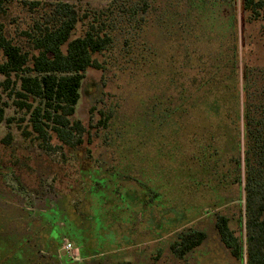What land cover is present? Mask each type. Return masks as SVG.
I'll list each match as a JSON object with an SVG mask.
<instances>
[{
	"label": "trees",
	"instance_id": "1",
	"mask_svg": "<svg viewBox=\"0 0 264 264\" xmlns=\"http://www.w3.org/2000/svg\"><path fill=\"white\" fill-rule=\"evenodd\" d=\"M225 2L112 0L108 9L80 14L74 4L63 0H0V123L5 121L6 94L29 115L32 130H23L26 136L34 134L50 148L76 149L86 132L82 121L75 118L86 73L90 68H105L98 56L113 48L126 25L137 32L151 25L160 31L172 26V36L200 43L207 40L206 27L210 25H218V38L225 27L230 34L234 21L221 26L219 18H209L214 15L212 7ZM20 5L44 13L13 34L11 25L17 22L14 8ZM242 8L252 19L264 20V0H242ZM80 22L87 26L83 35L75 37ZM239 49L237 35L231 48L220 56L212 45L203 55L188 48L184 65L192 68L198 56L199 73H188V78L174 65L171 82L145 106L136 129L123 132L129 126L123 123L122 129L109 134L114 114L93 106L91 113L98 110V123L112 140L110 156L99 160L100 165L82 161V188L75 197H61L57 209L43 213L47 231L44 245L35 248L36 254L2 264H29L31 260L32 264H86L74 261L65 250L60 253L65 239L87 260L133 245L132 234L138 229L141 239H162L186 219L183 195L200 191L209 195V202L189 206L207 213L236 200L220 194V189L234 184L244 185L241 234H236L229 217L221 213L216 214V228L235 259L264 264V67L244 63L241 82ZM53 135L61 142L59 147L52 145ZM0 141L10 144L11 137L1 138L0 130ZM219 166L229 168L224 172ZM196 172L208 178L193 184L184 181ZM157 215L162 219L159 223L155 222ZM58 220L68 224L66 231L56 226ZM206 238L204 230L181 231L171 242L172 252L184 259ZM32 241L25 240L28 245Z\"/></svg>",
	"mask_w": 264,
	"mask_h": 264
},
{
	"label": "rangeland",
	"instance_id": "2",
	"mask_svg": "<svg viewBox=\"0 0 264 264\" xmlns=\"http://www.w3.org/2000/svg\"><path fill=\"white\" fill-rule=\"evenodd\" d=\"M54 1L58 0H47L49 3ZM63 1L74 4L80 14L112 7V0ZM212 9L214 15L209 18H219L221 26L227 21H234V26L230 27V34H227L226 27V33L224 29H220L219 38L217 24L216 27L211 25L206 27L207 43L206 41L196 43L195 39L188 42L186 39L182 40L181 35L172 36L175 29L172 26L160 31L151 25L139 32L135 28L129 30L131 26L124 27L125 32L122 35L118 34L113 48L105 55L98 56L99 60L104 61L105 68L100 70L90 68L86 73L75 114V118L82 121L86 132L82 136L83 143L76 149L68 146L50 148L34 134L26 136L23 130H32L28 121L29 115L15 104L14 98H9L5 94L4 98L7 102L5 121L0 123V130L1 138L10 135L11 143L0 141V264L15 257L27 260L26 257L36 254L35 248L44 245L47 231L43 224V213L57 209L61 197L64 199L75 197L82 188L79 173L82 161L92 160L100 165L99 160L108 159L110 156L109 143H112V140L106 137L107 130L98 123L100 118L98 110L91 113L93 106L114 114L112 125L108 129L109 134L114 129H122L123 123L129 125L123 132H128V128L136 129L134 126L137 125V120L144 117L145 106L171 82L170 75L174 65L177 64L176 68L187 75L199 73V63L196 62L198 56L194 57L195 64L192 68L189 64L184 65L188 48L191 47L192 50L203 55L205 49L212 45V50L214 49L215 52L218 48L217 55H219L221 51L231 48L232 39L236 35L240 47L238 79L242 82L244 63L264 67V20L252 19L250 14L243 10L242 0H226L223 5L213 6ZM14 13L17 22L11 25L13 34L28 28L32 21L44 12H31L20 5L14 8ZM233 17H236V21ZM86 26V22H80L74 36L83 35ZM213 29L215 32H212ZM181 81L182 79L179 83ZM132 133L136 134V132ZM135 139H138L137 136ZM51 143L59 147L61 142L56 135H53ZM193 147L188 148L193 149ZM148 149L154 157L155 151L151 145ZM89 150L93 156L89 155ZM193 167L197 168V166ZM228 168V166H219V170L224 172ZM207 178L208 176L196 172L193 178L184 177V181L187 179L188 183H194ZM220 194L230 200H236L220 208H210L207 213L204 209L195 212L190 210L189 206L195 204L201 206L207 199L209 202V195L202 191L195 195H183V198H186L185 201L182 200V205L185 204L184 206L187 207L184 209L186 219L176 231L166 234L162 239L149 237L141 239L138 229L132 234L133 245L107 252L104 256L96 255L88 260L83 259L76 245L74 252L67 253L74 258V261L86 264H246L245 260L242 263L231 255L230 250L222 243L216 228V214L221 213L229 217L231 227L236 234H241L240 219L242 214L245 215L242 212L245 205L244 185L234 184L228 189H220ZM160 220L162 219L157 215L155 222L159 223ZM56 226L65 231L69 227L61 220L57 221ZM141 227L143 226L140 225ZM189 228L204 230L207 238L200 246L189 251L184 259H178L172 252L171 242L178 233ZM30 238L34 240L32 245L25 242ZM60 253H64L63 247ZM30 262L29 264H32V260Z\"/></svg>",
	"mask_w": 264,
	"mask_h": 264
},
{
	"label": "built area",
	"instance_id": "3",
	"mask_svg": "<svg viewBox=\"0 0 264 264\" xmlns=\"http://www.w3.org/2000/svg\"><path fill=\"white\" fill-rule=\"evenodd\" d=\"M63 248L67 252H74L76 250L74 244L67 239L64 240Z\"/></svg>",
	"mask_w": 264,
	"mask_h": 264
}]
</instances>
